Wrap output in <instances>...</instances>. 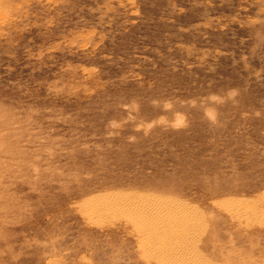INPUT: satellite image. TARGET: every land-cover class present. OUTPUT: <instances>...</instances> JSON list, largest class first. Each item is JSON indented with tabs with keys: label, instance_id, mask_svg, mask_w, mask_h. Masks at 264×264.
Instances as JSON below:
<instances>
[{
	"label": "rangeland",
	"instance_id": "obj_1",
	"mask_svg": "<svg viewBox=\"0 0 264 264\" xmlns=\"http://www.w3.org/2000/svg\"><path fill=\"white\" fill-rule=\"evenodd\" d=\"M0 264H264V0H0Z\"/></svg>",
	"mask_w": 264,
	"mask_h": 264
},
{
	"label": "bare ground",
	"instance_id": "obj_2",
	"mask_svg": "<svg viewBox=\"0 0 264 264\" xmlns=\"http://www.w3.org/2000/svg\"><path fill=\"white\" fill-rule=\"evenodd\" d=\"M91 208V207H90ZM96 208V207H95ZM98 208V207H97ZM96 208V209H97ZM95 209V210H96ZM90 210V209H89ZM91 210H92V208H91ZM91 210H90V212H91ZM94 210V211H95ZM99 213H100V211L102 212V213H104L105 211L103 210V208H101V207H99ZM88 212V211H87ZM96 213H98L97 212V210H96V212H94V214H96ZM101 213V214H102ZM103 215V214H102ZM91 216V215H90ZM97 216V215H96ZM139 230V229H138ZM136 231H137V229H136ZM154 236V232L153 231H149V238H151V237H153ZM144 252L147 254V255H151L152 253H154L155 252V245L154 244H146L145 246H144Z\"/></svg>",
	"mask_w": 264,
	"mask_h": 264
}]
</instances>
